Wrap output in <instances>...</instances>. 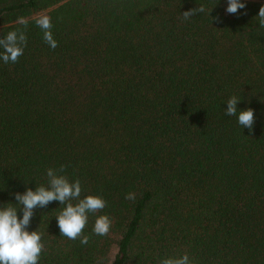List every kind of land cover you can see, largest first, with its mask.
<instances>
[{"label": "trees", "instance_id": "16d2710c", "mask_svg": "<svg viewBox=\"0 0 264 264\" xmlns=\"http://www.w3.org/2000/svg\"><path fill=\"white\" fill-rule=\"evenodd\" d=\"M241 2L0 0V38L27 36L18 62L0 60V206L61 165L106 201L86 245L61 236L58 201L34 209L39 264H264V0ZM200 5L210 15L183 20ZM233 95L251 131L225 115Z\"/></svg>", "mask_w": 264, "mask_h": 264}, {"label": "clouds", "instance_id": "9594fccd", "mask_svg": "<svg viewBox=\"0 0 264 264\" xmlns=\"http://www.w3.org/2000/svg\"><path fill=\"white\" fill-rule=\"evenodd\" d=\"M245 7L246 4L241 0H227L226 12L236 14L239 9ZM210 12L204 5H200L198 8L182 12V18L188 21L198 13L210 15ZM256 18L259 27L264 28V6L260 7ZM35 23L43 32L44 42L54 50L58 42L52 34L51 18L43 15L37 18ZM26 46L25 31L8 32L6 36L0 38V50H2L0 60L5 64L18 62ZM239 101L237 96H231L226 101L225 115H238V124L251 131L254 126V110L249 107L238 111ZM65 173V165H61L58 169L47 168V184L37 185L35 190L27 188L23 194L16 192L14 196L18 203L0 206V264H39L40 255L45 247L42 242L43 233L38 230L28 231V226L34 215V209L45 208L53 201H58L63 206L55 216L61 236L73 241L79 240L82 245L88 244L89 236L83 233L89 214L101 212L106 207V201L100 195L85 192L79 178L70 180ZM18 210L22 211V218L18 216ZM111 226L112 221L108 215H96L92 231L95 235L106 236ZM158 264H194V262L185 252L182 255L165 256Z\"/></svg>", "mask_w": 264, "mask_h": 264}, {"label": "rangeland", "instance_id": "374dc122", "mask_svg": "<svg viewBox=\"0 0 264 264\" xmlns=\"http://www.w3.org/2000/svg\"><path fill=\"white\" fill-rule=\"evenodd\" d=\"M116 253V247L113 245L108 253V259L112 260L113 255Z\"/></svg>", "mask_w": 264, "mask_h": 264}]
</instances>
